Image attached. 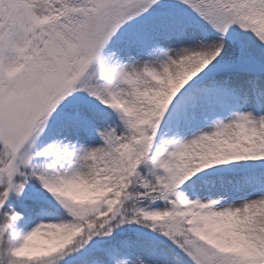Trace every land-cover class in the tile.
I'll return each instance as SVG.
<instances>
[{
	"label": "snow or ice",
	"instance_id": "1",
	"mask_svg": "<svg viewBox=\"0 0 264 264\" xmlns=\"http://www.w3.org/2000/svg\"><path fill=\"white\" fill-rule=\"evenodd\" d=\"M0 264H264V0H0Z\"/></svg>",
	"mask_w": 264,
	"mask_h": 264
}]
</instances>
